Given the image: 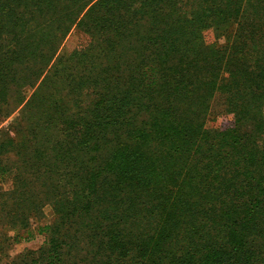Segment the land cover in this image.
Instances as JSON below:
<instances>
[{
  "label": "trees",
  "instance_id": "trees-1",
  "mask_svg": "<svg viewBox=\"0 0 264 264\" xmlns=\"http://www.w3.org/2000/svg\"><path fill=\"white\" fill-rule=\"evenodd\" d=\"M20 107L0 168L21 224L55 210L37 264H264V0H0V126Z\"/></svg>",
  "mask_w": 264,
  "mask_h": 264
},
{
  "label": "rangeland",
  "instance_id": "rangeland-1",
  "mask_svg": "<svg viewBox=\"0 0 264 264\" xmlns=\"http://www.w3.org/2000/svg\"><path fill=\"white\" fill-rule=\"evenodd\" d=\"M205 38L211 44L224 46L227 42L225 23L209 24L205 31ZM84 39L85 34L82 31L73 29L65 40L61 52L69 53L79 48ZM21 108L1 124L0 142L15 136L11 121L21 118ZM231 120L232 116L227 115L226 111L212 112L206 118V127L208 129L225 128L231 124ZM8 159L13 158L6 156L4 161ZM15 184V170L10 166H6L5 170L0 168V264H37V260L42 257H39L36 252L47 246L52 234L51 224L56 222V213L53 207L47 204L43 207V213L37 212L30 215L28 224L26 226L21 224L23 209L27 213L29 209L18 204L19 198L14 192ZM93 262L96 263L95 258Z\"/></svg>",
  "mask_w": 264,
  "mask_h": 264
}]
</instances>
